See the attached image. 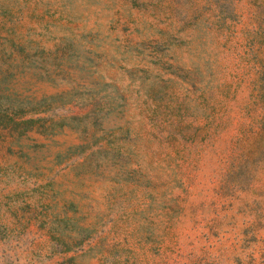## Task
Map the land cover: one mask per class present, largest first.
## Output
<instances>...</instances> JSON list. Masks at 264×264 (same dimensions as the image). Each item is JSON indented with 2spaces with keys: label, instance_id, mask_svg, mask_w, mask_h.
<instances>
[{
  "label": "rangeland",
  "instance_id": "rangeland-1",
  "mask_svg": "<svg viewBox=\"0 0 264 264\" xmlns=\"http://www.w3.org/2000/svg\"><path fill=\"white\" fill-rule=\"evenodd\" d=\"M5 106L0 264H264V0H0Z\"/></svg>",
  "mask_w": 264,
  "mask_h": 264
},
{
  "label": "trees",
  "instance_id": "trees-1",
  "mask_svg": "<svg viewBox=\"0 0 264 264\" xmlns=\"http://www.w3.org/2000/svg\"><path fill=\"white\" fill-rule=\"evenodd\" d=\"M102 84L100 87V91L104 90L105 92L100 95L99 100H93L91 103L90 110L94 111L95 116H99L102 118L103 116L107 115L116 105L115 98L116 96L113 94V92H110L106 90L105 86L108 85V83H100ZM112 91V90H111ZM50 96V95H49ZM48 96H42L40 97L34 106H38L41 104ZM35 108H32V110ZM31 110V109H30ZM25 113L24 110L18 109V111L10 110L9 107H0V126L4 128H11V129H19L20 133H24L25 130L31 129L33 126H23L22 128H18L21 123L24 122H30L34 120L33 118H25L22 120H16V117H20ZM42 127V126H39ZM37 132L47 134L48 132L44 128H37ZM82 145V144H78Z\"/></svg>",
  "mask_w": 264,
  "mask_h": 264
}]
</instances>
